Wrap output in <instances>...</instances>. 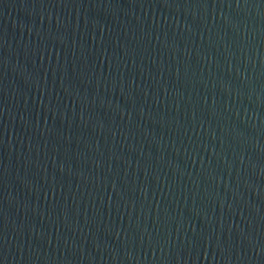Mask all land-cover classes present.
<instances>
[{
    "label": "water",
    "instance_id": "95a60500",
    "mask_svg": "<svg viewBox=\"0 0 264 264\" xmlns=\"http://www.w3.org/2000/svg\"><path fill=\"white\" fill-rule=\"evenodd\" d=\"M0 264H264V0H0Z\"/></svg>",
    "mask_w": 264,
    "mask_h": 264
}]
</instances>
